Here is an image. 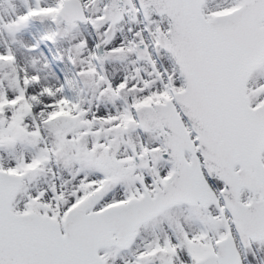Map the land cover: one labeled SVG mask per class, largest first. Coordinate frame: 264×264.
Listing matches in <instances>:
<instances>
[{
    "label": "snow or ice",
    "instance_id": "6c2138e0",
    "mask_svg": "<svg viewBox=\"0 0 264 264\" xmlns=\"http://www.w3.org/2000/svg\"><path fill=\"white\" fill-rule=\"evenodd\" d=\"M0 264H264V0H0Z\"/></svg>",
    "mask_w": 264,
    "mask_h": 264
}]
</instances>
